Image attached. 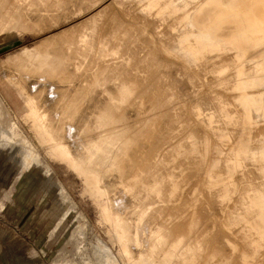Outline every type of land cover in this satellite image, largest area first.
I'll list each match as a JSON object with an SVG mask.
<instances>
[{
  "label": "rangeland",
  "instance_id": "rangeland-1",
  "mask_svg": "<svg viewBox=\"0 0 264 264\" xmlns=\"http://www.w3.org/2000/svg\"><path fill=\"white\" fill-rule=\"evenodd\" d=\"M146 1H145L146 5L144 4L146 8L148 5H152L154 4L153 2H156V0H146ZM125 2H128L126 3L127 5L125 4ZM263 2L264 0H260L259 2H257V4ZM129 4L130 1H124V2L121 1L114 4L112 3V0H8V1L0 0V12H1L0 22L3 23V25L0 26V34H1L0 40L11 37L21 40V43L15 48L7 52L0 53V98L3 100V107L0 110V236L4 235L6 232L8 233L11 232L17 235L16 240H17L18 250L20 252L22 251L23 253L22 256L25 262L30 264H143L141 257H139L138 252H137L138 257L136 256V250L132 246L131 239L124 237L123 235L124 233L120 227L121 225L113 221L111 218L112 209H113V203H112L113 195L108 193L109 189L107 187L106 181H104L106 179L103 176V174L98 173L97 176H92V174L90 173H85L78 166L76 158L70 151L69 147L66 144H64L62 140L60 141V147L54 145L53 136L49 135V133L47 132L46 120L49 111L51 114L50 119L52 118L54 120V124L56 123L58 125L59 122H63V126L66 128L60 131L63 135L66 136L71 133L72 134L80 133L79 127L83 125L82 124L83 117L88 118L90 115L89 113L91 109L90 93L93 91L92 93L94 98L96 99L98 98L97 101L99 100L98 102L95 101L96 99L94 100L95 103H97L95 108L97 111H98L97 107L101 105L100 101L102 99L105 102L109 100H112L114 102L119 98L118 99L119 104H121L124 107L122 108V111L123 113H125V114L121 113L120 115L122 117L124 116L125 117L121 119L123 121V124L118 123V125H121V128L122 126H125L127 128L130 127L129 129L130 131L132 129V134L135 132V134H133L132 137L135 138L136 134L137 137H139L138 138L139 142L136 144V148L139 151V156L143 158V159L139 158L140 159L139 165L141 166L143 165V167L145 166V170L147 171L153 169V174L154 173L159 174L164 172V175L167 173L166 175H169L170 177L174 175L177 177L175 179L178 182L175 183L174 181V185H173L174 199L172 198L170 205L168 203L165 206V210L167 213L168 211L173 209L172 211L169 212V223L172 226L173 225L175 226L177 222L176 225L179 224L178 226H180L181 224L182 227L184 224L183 228L185 229L186 227V231H188L187 234L190 236L189 238L187 237V240L195 237H203V236L207 237L208 239L207 246L203 250L204 252L202 251L203 257L204 258L207 257V258L204 259L202 257L203 258L201 259L203 262L202 264L204 263L225 264L228 262H230L231 264L233 263L232 261H234L235 264L236 262L237 263L243 262L241 264H254V263L264 264V254H261L264 253L263 252L264 213L263 211H260L259 213L254 215L255 213L253 211L261 208L262 206L259 202L256 201L257 198H260L258 193L257 192L254 193L252 191V189L254 188L253 179H255L253 175V171L251 172L250 170H248L249 166H246L248 165V161L244 160V157L249 155L252 158V160H254L255 163L258 165V168L261 169L262 167H264L263 147L256 146L254 151L250 150L249 148H246V146L252 145L253 143L252 140L257 136L256 134L257 132L259 133V130L263 129L261 131L264 132V128H263L264 123H262L263 127L260 124L257 128H252V129L247 128L246 130L245 129L246 126L245 124H243L245 121L244 119L243 121L241 120L243 118L241 117V113H242L241 108L243 111L250 114V111L252 110L254 111L260 110L264 102L263 83L261 81V78L264 75V43L250 42L244 40L243 37L238 35V33L235 34L234 32H232L231 29L232 26H227L223 31V34L225 36L232 37V40L218 41L217 39L218 36L216 35L217 34L216 29L218 23H214L209 26V30L212 36L215 37L214 42L227 48L225 49L224 55H222V58L221 57H217L214 59L212 58L206 65H203L204 67H202L198 63L192 62L193 64H191L188 58L186 57L187 59L186 61L184 58L185 56L183 57L182 54L183 51L184 52L188 51L190 47L189 43L191 42V40L188 37V32L179 34V40L178 42L175 43L174 41L176 36L175 33L178 32L179 25L173 23L174 22L173 20L171 22V18L169 17V15L158 14L157 12L153 13L154 15L153 14L151 15L149 8H147V10L145 9L146 11L142 10L143 5L142 4L140 5V2H139L140 11L139 8H137L136 4H135L136 7L135 5L129 7ZM5 5L7 6L6 9H4ZM126 7L127 9L125 10ZM19 10H20V14H19ZM99 10H102L103 12L99 17L94 19L93 15ZM146 12L148 13L146 14ZM209 13L210 10H206L205 13L206 15L202 17V21L205 22L208 21L207 16L209 15ZM122 15L123 17L121 18ZM131 15H133L134 17ZM165 16L168 18V20H170L169 22H167L168 20H166L167 18ZM106 19L107 21H105ZM131 21H133L132 23L133 25L130 24ZM128 22H130L129 23L130 26L128 25ZM234 28L236 27L234 26ZM107 29L109 30L108 35H107ZM150 32L151 34H149ZM126 33L128 34L127 35L128 37L125 35ZM152 33L154 36L152 35ZM132 34H134V36ZM53 35L54 36L58 35L57 40L56 37H54ZM48 37L49 38L51 37L50 40H52V43L49 39L48 41L45 40ZM117 38H120L121 40ZM125 39L126 42L123 43ZM106 40H107V44H106ZM118 40L120 43L119 46L118 43L116 44ZM44 41L47 42V44L49 43V45L47 48L45 47L46 49L44 51H42L38 60L42 61V57L44 58L48 56L50 61L48 65L45 66L40 63H32L33 60L10 62L4 64V61H6L10 56L21 54L25 51L30 52L33 49H35V47L38 48V45L39 47H41ZM101 45L104 48L103 52H101V48H100ZM174 46H176L175 49ZM122 47L124 50L122 49ZM161 47L162 50H160ZM172 48L173 50L175 51L178 50L179 52L173 51ZM177 52L178 54L176 55ZM164 54L165 57L162 56ZM239 56H241L244 60L248 62H255L257 64L255 68L258 71L257 73H253L251 75L247 74L246 77L244 76V78L246 79L245 85L244 82L240 84L238 90V92H240L241 94L238 93L239 94V95L237 94L238 97H234L235 93L232 94L231 92L225 91L224 88H222V86L226 81V77L229 76V79H231L230 75L232 76V74L235 73L234 71L236 69L235 66L236 63L235 65H233L234 63L230 62L231 60H228L229 57H231L233 59L232 61L234 62L236 59H238ZM181 57H183V59ZM224 57L227 60H225ZM163 59L165 60V62L168 61L167 63L170 68H168V65L164 63ZM144 60L145 62H142ZM194 60L199 61V58L195 57ZM215 61H218V65ZM214 62L216 63V66H214L215 64ZM159 63L163 65H160ZM170 64L172 66H170ZM103 65L107 67L105 68ZM133 65L136 66L135 69L133 68L134 67ZM164 65L165 67L166 66L167 67L165 68ZM111 66L112 68H110ZM208 66H210L209 69ZM211 67L213 68L210 69ZM215 67L216 70L214 71ZM229 67L231 68V70L229 69ZM106 69H107V75H105L106 76L105 79L104 75L103 76L101 75L102 73H104L103 71H106ZM130 70L132 71L130 75L129 73L126 74V72L127 71L130 72ZM192 70L193 73H191ZM159 72L161 74L165 72L166 74L161 75ZM230 72H232V74ZM139 73L141 74L139 75ZM210 73L213 74L211 75ZM121 74L124 75V77L126 76L125 77L126 80ZM160 75L162 76L161 78L158 77ZM186 75H188L187 77L190 81L188 82L189 84L186 83V79H187ZM101 77L103 78L101 79ZM208 77L210 78L209 81L212 80L211 81L212 83L213 81L217 82V87L215 82L214 84H212L211 82L208 81ZM213 77L215 78V80H213ZM233 78H235L234 75L232 79ZM120 79L122 80V82L125 80L126 83L124 81L123 84H121L122 82ZM146 79L147 81L145 83ZM217 79H220L222 81L220 80L217 81ZM136 80L138 81L136 82ZM176 81L177 84H175ZM220 82L222 83L220 84ZM117 83L118 85H116ZM132 83H134L133 84L134 86L132 85ZM149 83L151 84V88ZM161 83L164 86L166 85L165 87L167 88H164V86L162 87ZM178 84H180V86ZM108 86L109 89L107 88ZM176 86H178L179 91L178 89H176L177 88ZM113 87H115L118 90L117 95H119V97H115L117 90ZM203 87L206 89H203ZM147 88L150 91L147 90ZM184 88H185V92L183 91ZM120 89L122 92H120ZM132 89H136V90L132 91ZM207 89H209L210 91ZM258 89H260V92ZM76 90H78V92H76ZM97 90L100 91L98 92ZM200 90L201 92L203 91V93L205 92V90L209 92H205V94L202 93L201 96ZM251 90L253 92H249ZM198 91L200 95L199 98L197 95ZM219 91L220 92L222 91L221 93L224 92V94L218 93ZM162 92L165 96L162 94ZM137 93L139 94L138 99H136L138 96ZM140 93L142 97H140ZM190 93L191 94L194 93L193 98L194 96L197 95L196 99L191 98ZM94 94L98 95V97ZM170 94L176 96H172ZM231 94L233 96H231ZM30 95L37 97L42 102L43 107L42 106L40 107L37 103L29 104L31 99ZM168 95L170 96L167 98ZM203 95L204 96L206 95V97L204 98ZM208 95L210 97H208ZM187 96L193 99V101L192 100L190 101L189 99L187 102L188 99ZM104 97L106 98V100H104ZM143 97L146 98L144 99V102L142 101ZM228 97L231 98V101H233L234 104H232L233 102H229ZM155 98L157 100H155ZM174 98L177 100V102ZM232 98L234 99L232 100ZM61 99L64 100V103H67L65 106H63V109L62 106L59 108V103ZM164 99L166 100L164 101ZM222 99L223 101L225 100L224 103ZM127 100L129 103H127ZM206 100L209 104L206 102ZM139 101H140V105H138ZM179 101L182 103V105H180L181 103L179 104ZM183 101H186L185 102L186 105L184 104ZM130 102H132V104L134 103V105L132 106ZM149 102L153 104L151 105ZM236 102H238L239 104ZM146 104L148 105V107ZM173 104L175 105V107ZM187 104L189 105V108ZM215 104L218 105L216 106ZM170 105L173 106L170 107ZM213 105H215L216 108ZM138 106H140L142 110L138 109ZM150 107L152 108V110ZM166 107H170L171 110L169 109V111H167L168 108ZM46 108L48 109V111ZM125 108L126 110H128V108L131 109L132 111H134V113L131 110L126 111ZM59 109L61 114H59L58 111ZM84 109L86 110V113L85 111H83ZM177 109L179 112L177 111ZM190 109L193 110L194 112L193 111L191 112ZM96 110L95 112H97ZM161 110L162 113H160ZM187 110L190 113H188ZM231 111L232 113H230ZM70 112H72L75 115V119L73 122H70L67 119V116L71 114ZM127 112L130 114H128ZM149 112L150 115H152L151 117L149 115ZM3 113L5 116L3 115ZM126 113L128 115H126ZM132 114L136 115L134 116L136 118H134ZM52 115H55V118ZM129 115H131L134 118V120L132 121L133 123L130 121L133 118H131V116ZM157 115H159L158 119H157ZM172 115H174V117ZM186 115H188L189 117L188 119H186L187 118ZM143 117L146 119L143 120L142 119ZM147 117L149 119H147ZM203 117H205V119L207 120H205ZM155 118L157 119V121ZM175 119L176 120L178 119V121H176ZM38 120L39 123H37ZM193 120H195V122H193ZM117 121H119V119ZM137 121L140 123H138ZM164 121H166L167 123L165 122L164 124ZM172 121H174L173 124L171 123ZM237 121L240 122L238 123ZM113 122L116 121L113 120ZM142 123H145L146 125L143 127ZM175 123H177L176 125L179 126H176ZM147 125L150 129H148ZM155 125L158 126L155 127ZM133 126L136 127L134 132H133L134 129ZM171 127H173L174 129ZM201 127L202 128L204 127L205 130L203 131ZM151 129L153 130V132ZM201 129L203 131L201 133L202 135L203 133L206 135L208 132L209 134H207L206 136L204 135V137L201 134H199L201 137L198 134L197 135L195 134V136L199 137V139L193 136L195 133L194 131L196 132L199 131L200 133ZM169 130H171L172 132ZM185 131L186 133H190V134L184 133ZM229 131H232L230 132L232 133L231 135L230 133H228ZM237 131L240 133L237 134ZM182 132L186 135L184 136ZM249 132L250 134L247 135V133ZM180 133L182 135H180ZM217 133L219 137L217 136ZM235 133L238 136L235 135ZM143 134H147L146 137L142 136ZM167 134L170 135L167 136ZM243 134L247 137H244ZM155 136L156 139H154ZM179 136L180 137L182 136V139L179 138ZM211 136L214 139V141H212L213 144L211 143V139H212ZM147 137L149 138L146 139ZM248 137H250V140L248 139ZM24 139L28 140V142L33 146V148L38 152L39 160L41 164H37L33 162V155L29 154L28 147L25 145ZM144 139L146 141H144ZM149 139H151V142ZM64 140H70V138L69 139L64 138ZM163 140L166 143V144L164 143V145H163ZM188 140H190L191 142ZM198 140H199L198 143L200 144H197L196 141ZM170 142H172L173 145ZM145 143H146L145 146L142 147L140 146V150H141L140 151L139 145H144ZM231 144H233V146H231ZM152 145H154V147ZM158 145L159 146L162 145L161 149H158L160 148ZM170 145H172V147ZM188 145L191 147V150H189L190 147H188ZM199 145L200 148H198ZM212 146H214V149ZM152 148L153 149L156 148L155 150L157 152ZM175 149L178 150L176 151ZM226 149L227 150L230 149V150L227 151ZM210 150L211 152L209 154ZM169 151L171 152L173 151V152L171 153ZM150 152L151 153L153 152L152 154L154 156ZM140 153H142L141 154L142 156L140 155ZM189 154H192L191 155L192 157ZM168 155L171 157H169ZM208 156L210 159L208 158ZM146 158L149 159L148 164L151 159V164L147 165L146 163L147 161L144 162V159L147 160ZM192 158L193 160H195V158L197 159L195 160V163L192 160ZM166 159L169 160V162ZM181 159L183 161H181ZM176 162H178L177 165H180L179 167H177ZM179 162L182 164H179ZM184 163L185 165H188L187 167L189 168H187L184 165ZM188 163H191V165ZM192 163L195 164V166L192 165ZM197 165H199V167ZM183 166L187 168L186 171ZM193 166L197 170L194 169ZM153 167L159 169L156 168L154 169ZM204 169L208 172V174H206L207 172ZM214 169H216L217 171ZM210 170H214L216 172ZM222 170H224V172ZM240 173H242V175L244 174L243 177L242 175H240ZM215 174L216 176H214ZM249 174L251 176H249ZM150 176L151 177L149 178L148 175L147 178L152 179L153 175L150 174ZM179 176L180 178H178ZM188 178H190L191 180L190 179L188 180ZM237 179L241 180V182L240 181L238 182ZM197 180L200 184L201 183L202 184L200 185L197 182ZM206 180L207 182H204ZM194 183L195 185H191ZM236 183H238L239 185ZM59 184L61 186H59ZM178 184H180V186ZM183 184L184 186L185 184L186 186L187 185L189 186L188 187L189 193H188V189H186L185 188L186 186L184 187ZM235 185H237V187ZM62 188L65 189L64 190L65 194H62L63 191L60 192ZM241 188H245L244 191L246 192L244 193V191L241 190ZM246 188L249 190H247ZM202 189L204 190V192L207 190L205 194L206 193L209 194V195L207 194L208 196H206V198H204L205 195H203V193L201 194V192L203 191ZM211 194L214 195V197ZM110 196L112 198H110ZM238 196H241V200L243 199L242 201L245 203H242V201L239 200L240 198ZM63 197L64 198L66 197V199L64 200L65 202L63 201L64 199ZM209 198L212 200H209ZM68 200L69 201L71 200L73 202L72 205H74V207L71 205V201L69 202ZM207 200L209 202L211 201L209 205H208L209 202ZM215 200L218 201V202L216 201L217 205L215 204ZM236 202H237V206H236ZM213 204L215 205V207ZM127 205L128 203L125 200L124 196L121 193H118L115 196V206L117 209H119L118 211H121V208ZM168 205L170 206V208ZM212 206L214 210H212ZM216 206H218V208ZM10 207H14V210L9 209L8 211L7 208ZM204 207L207 208L205 209ZM210 207H211V212H210ZM216 208L218 209V211ZM236 208L237 210L235 211L234 209ZM198 209L199 210L201 209L202 212L199 211ZM11 211H15L17 215L16 217H19L17 224H13L12 222L9 221V219H11L10 218L11 216L9 215ZM186 211L189 214L186 213ZM261 212L262 214H260ZM173 213L175 214L173 215ZM210 213L213 214H211L212 217L210 216V219H208L207 216H209ZM217 213L219 214L220 217H217L218 215L215 216V214ZM230 213L232 215L234 214L235 216L234 215L231 216ZM247 215L249 216L247 217ZM252 215L256 217H254L253 219V217H251ZM228 216L229 217L231 216L232 218L235 219H232L231 217L229 219ZM190 217L193 219L196 217V219L194 220L195 224L199 219L197 222L198 225L197 224L194 225L193 224L194 221H192L193 219L189 220ZM215 218H217V220L220 218L218 220L219 224L217 223L218 221ZM221 218H222V222H220ZM223 218L225 219V222L227 221L226 223H224V226H223V222H224ZM202 223L204 225L200 227ZM214 223H217L218 225ZM211 224L213 225L211 226L212 228L210 227ZM218 227H219L218 230H220L219 233L217 230ZM222 229L223 232H221ZM224 229L226 230V233L227 232L231 233V234L228 233L229 235H231V238L234 237L232 240L238 239L237 241L235 240V242L241 243L242 247L240 244L239 245L236 244L231 239L229 240L228 238L230 237L227 236L228 234L225 235L226 233H224L225 231ZM238 229L239 231H241V233H239ZM34 230H36L38 234L36 238L32 236L34 235L33 234ZM198 230L199 232L197 233ZM218 234L219 236H217ZM222 234L227 237L225 238V236H222ZM248 234H251V236ZM220 235L222 236V238ZM211 236L213 239L211 238ZM241 237L243 238V240ZM214 239L216 242L215 245L213 241ZM245 239H248L250 242H247L248 240ZM216 240L218 241V243ZM222 241L226 244V246L229 249H227L226 246H224V243ZM249 246H251L252 249ZM130 247L131 249L132 248L133 249L131 250ZM105 248L109 251L108 255L106 254ZM215 248L217 249L215 250ZM242 249L245 250L246 253L243 252ZM239 250H241V255L240 252L238 253ZM133 251L135 252L133 253ZM209 252L213 254L210 255ZM207 253L209 254V256L207 255ZM227 253L229 254L228 257H227ZM238 254L239 257L237 256ZM208 257H210L211 259L210 258L208 259Z\"/></svg>",
  "mask_w": 264,
  "mask_h": 264
},
{
  "label": "bare ground",
  "instance_id": "bare-ground-1",
  "mask_svg": "<svg viewBox=\"0 0 264 264\" xmlns=\"http://www.w3.org/2000/svg\"><path fill=\"white\" fill-rule=\"evenodd\" d=\"M8 1V0H7ZM121 1H130V4H129V7L130 6H132V5H137V8H139V2H140V5L142 4L143 6H142V10H147V8H149V11H150V13H151V15L153 14V13H155V12H157L158 14H164V15H169V17L171 18V22H172V20L174 21L173 23H176V25L178 24L179 25V30H178V32L177 33H175L176 34V36H175V39H174V41H175V43L176 42H178V40H179V34H182V33H186V32H188V37L190 38V40H191V42L189 43L190 44V47H189V49H188V51H186V52H182V54H183V57L185 58V60L187 61V59H186V57L188 58V60L190 61V63L191 64H193V63H198L199 65H201L202 67H204L203 65H206L212 58L214 59V58H217V57H221L222 58V55H224V53H225V49H227L226 47H224V46H222V45H219V44H217L216 42H214V39H215V37L214 36H212V34H211V32H210V30H209V26L210 25H212V24H214V23H218L217 24V39H218V41H220V40H225V41H231L232 40V37H228V36H225L224 34H223V31H224V29L227 27V26H232V32H234L235 34L236 33H238V35L239 36H241V37H243V39L244 40H246V41H250V42H258V43H264V2L263 3H260V4H257V2H259L260 0H156V2H153L154 4H152V5H148L147 6V8L144 6V4H145V1L146 0H112V3H114V4H116L117 2H121ZM12 2V1H11ZM147 2V1H146ZM126 3H128V2H125V4ZM7 5V4H6ZM4 6V9H6V7L7 6ZM99 5V4H98ZM110 5V4H109ZM127 5V4H126ZM136 5H135V7H136ZM146 5V4H145ZM16 7V6H15ZM112 7V6H111ZM21 8V7H20ZM109 8V7H108ZM127 9V7L125 8V10ZM7 10H8V8H7ZM116 10V9H115ZM141 10V11H142ZM145 10V11H146ZM206 10H210V13H209V15L207 16L208 17V21H202V17H204L206 14ZM109 11V10H108ZM117 11V10H116ZM119 11V10H118ZM139 11H140V8H139ZM103 11L102 10H99L98 12H96L94 15H93V18L94 19H96L97 17H99L100 15H101V13H102ZM110 12V11H109ZM112 12V11H111ZM120 12V11H119ZM125 12H127V11H125ZM138 12V11H137ZM1 13V12H0ZM5 13V12H4ZM32 13H33V11H32ZM123 13V12H122ZM148 12H146V14H147ZM19 14H20V10H19ZM128 14V13H127ZM145 14V15H146ZM3 15V14H2ZM91 15V16H92ZM121 15V14H120ZM119 15V16H120ZM138 15V14H137ZM145 15H143V16H145ZM154 15V14H153ZM112 16V15H111ZM131 16H133V15H131ZM20 17H21V15H20ZM123 17V15L121 16V18ZM134 17V16H133ZM147 17V16H146ZM155 17H157V16H155ZM166 17V16H165ZM19 18V17H18ZM35 18V17H34ZM91 18V17H90ZM107 18H108V16H107ZM167 18V17H166ZM87 19V18H86ZM135 19H136V17H135ZM135 19H134V21H135ZM156 19H158V18H156ZM20 20V19H19ZM92 20V19H91ZM131 20V19H130ZM150 20V19H149ZM166 20H168V18L166 19ZM105 21H107V19L105 20ZM105 21H104V23H105ZM136 21H138V20H136ZM170 20H168L167 22H169ZM17 22H18V20H17ZM123 22V21H122ZM140 22V21H139ZM142 22V21H141ZM170 22V23H171ZM108 23V22H107ZM129 23L130 22H128V25H129ZM133 23V21H131V23L130 24H132ZM120 24H121V22H120ZM136 24V23H135ZM134 24V25H135ZM138 24V23H137ZM1 25H3V23L2 22H0V26ZM133 25V24H132ZM147 25V24H146ZM170 25V24H169ZM15 26H16V24H15ZM14 26V27H15ZM19 26V25H18ZM85 26V25H84ZM130 26V25H129ZM145 26V25H144ZM234 26L236 27V28H234ZM13 27V26H12ZM81 27V26H80ZM79 27V28H80ZM108 27V26H107ZM137 27V26H136ZM128 28V27H127ZM153 28V27H152ZM234 28V29H233ZM247 28H249V29H247ZM15 29V28H14ZM67 29V28H66ZM125 29H126V27H125ZM148 29H149V27H148ZM151 30V29H150ZM108 29H107V35H108ZM140 31V30H139ZM80 32H81V30H80ZM72 33V32H71ZM77 33H78V31H77ZM105 33H106V30H105ZM149 34H151V32L149 33ZM1 35V34H0ZM69 35H70V33H69ZM106 35V34H105ZM126 36L128 35L127 33L125 34ZM124 35V36H125ZM133 36H134V34H132ZM152 35H153V33H152ZM157 35V34H156ZM167 35V34H166ZM54 36V35H53ZM57 36L58 35H55L54 37H56V40H57ZM77 36V35H76ZM125 36V37H126ZM139 36V35H138ZM154 36V35H153ZM182 36V35H181ZM59 37H60V35H59ZM72 37V36H71ZM102 37V36H101ZM128 37V36H127ZM126 37V38H127ZM173 37H174V35H173ZM51 38V37H50ZM50 38L48 37V38H44L45 40H47L48 41V39L50 40ZM73 38V37H72ZM103 38V37H102ZM238 38V37H237ZM59 39V38H58ZM64 39V38H63ZM117 39H120V38H117ZM129 39H130V36H129ZM60 40V39H59ZM121 40V39H120ZM51 41V43H52V40H50ZM54 41H55V38H54ZM71 41V40H70ZM124 41V40H123ZM152 41V40H151ZM154 41V40H153ZM68 42H69V39H68ZM126 42V39H125V41L123 42V43H125ZM167 42V41H166ZM42 43V42H41ZM71 43V42H70ZM118 43V46L120 45V43H119V40L116 42V44ZM46 44H47V42H45L44 41V43L41 45V47H39V45H38V48L37 47H35V49H33L32 51H25V52H23V53H21V54H16V55H13V56H10L6 61H4V64L5 63H10V62H21V61H25V60H33L32 61V63H40V64H42V65H48V63L50 62L49 61V58H48V56H46V57H42V61H39L38 60V58L40 57V55H41V53H42V51H44L47 47H48V45H49V43L47 44V46H46ZM106 44H107V40H106ZM122 44V43H121ZM127 44V43H126ZM157 44V43H156ZM155 44V45H156ZM165 44V43H164ZM178 44V43H177ZM124 45V44H123ZM239 45V44H238ZM166 46V45H165ZM46 47V48H45ZM132 47V46H131ZM152 47V46H151ZM178 47V46H177ZM100 48H101V52H103L104 51V48L102 47V45L100 46ZM116 48V47H115ZM118 48V47H117ZM171 48V47H170ZM169 48V49H170ZM176 48V46H174V49ZM78 49V48H77ZM122 49H123V47H122ZM127 49V48H126ZM134 49V48H133ZM180 49H181V47H180ZM124 50V49H123ZM122 50V51H123ZM160 50H162V47L160 48ZM172 50H173V48H172ZM76 51V50H75ZM173 51H175V50H173ZM172 51V52H173ZM176 51H178V50H176ZM175 51V52H176ZM84 52V51H83ZM132 52V51H131ZM162 52V51H161ZM164 52V51H163ZM179 52V51H178ZM178 52L176 53V55L178 54ZM124 53H125V51H124ZM130 53V52H129ZM137 53H138V51H137ZM68 54V53H67ZM72 54H73V52H72ZM154 54V53H153ZM159 54H161V53H159ZM166 54V53H165ZM165 54L164 55H162L163 57H165ZM227 54V53H226ZM225 54V55H226ZM145 55V54H144ZM143 55V56H144ZM173 55H174V53H173ZM229 55V54H228ZM227 55V56H228ZM233 55V54H232ZM92 56V55H91ZM161 56V55H160ZM166 56H168V55H166ZM169 56H172V55H169ZM179 56V55H178ZM180 56H182V55H180ZM226 56V57H227ZM235 56V55H234ZM64 57H66V56H64ZM174 57V56H173ZM176 57V56H175ZM183 57H181L182 59H183ZM195 57H198L199 58V61H195L194 60V58ZM34 58V59H33ZM76 58V57H75ZM93 58V57H92ZM130 58V57H129ZM181 58H180V60H181ZM225 58V57H224ZM236 58V57H235ZM128 59V58H127ZM126 59V60H127ZM160 59V58H159ZM165 59V58H164ZM163 59V60H164ZM169 59V58H168ZM138 60V59H137ZM155 60H156V58H155ZM223 60V59H222ZM221 60V61H222ZM225 60H227L226 58H225ZM228 60H231L230 62H232V63H234L233 65H235V63H236V69H235V73L234 74H232V72H230L231 74H232V76L230 75V78L231 79H229V76H227L228 77V80H227V77H226V83L224 82V84H223V86H222V88H224V90L225 91H228V92H231L232 94L233 93H235L234 94V97H238L237 96V94L238 93H240V92H238V90H239V86H240V84H242L243 82H244V85H245V81H246V79L244 78V76L246 77V75L248 74H253V73H257V71L258 70H256V68H255V66L257 65L255 62H248V61H246V60H244L241 56H239L238 57V59H236L234 62L232 61L233 59L231 58V57H229V59ZM84 61V60H83ZM184 61V60H183ZM185 61V62H186ZM189 61H188V63H189ZM137 62V61H136ZM142 62H145V60L144 61H142ZM168 61H166L165 62V60H164V63L166 64V65H168V63H167ZM171 62V61H170ZM182 62V61H181ZM193 62V63H192ZM216 63H217V65H218V61H215ZM214 62V63H215ZM220 62V61H219ZM226 62V61H225ZM228 62V61H227ZM91 63V62H90ZM162 63V62H161ZM161 63H159L160 65H163V64H161ZM175 63V62H174ZM173 63V64H174ZM180 63V62H179ZM213 63V64H214ZM216 63L214 64V66H216ZM229 63V62H228ZM108 64V63H107ZM139 64H141V63H139ZM138 64V65H139ZM146 64H147V62H146ZM151 64V63H150ZM150 64H149V66H150ZM181 64V63H180ZM179 64V65H180ZM88 65V64H87ZM143 65V64H142ZM178 65V66H179ZM184 65H185V63H184ZM187 65V64H186ZM224 65H227V64H224ZM223 65V66H224ZM229 65V64H228ZM104 66V65H103ZM134 66V65H133ZM159 66V65H158ZM170 66H172L171 64H170ZM181 66V65H180ZM211 66H212V64H211ZM220 66V65H219ZM105 68L107 67V66H104ZM114 67V66H113ZM164 67H165V65H164ZM167 67V66H166ZM165 67V68H166ZM209 67L210 66H208V69H209ZM222 67V66H221ZM232 67V66H231ZM110 68H112V66L110 67ZM115 68H116V66H115ZM134 69L136 68V66H134L133 67ZM154 68H155V66H154ZM153 68V69H154ZM168 68H170L169 67V65H168ZM182 68V67H181ZM189 68V67H188ZM213 67H211L210 69H212ZM220 68V67H219ZM218 68V69H219ZM235 68V67H234ZM94 69V68H93ZM137 69H138V67H137ZM136 69V70H137ZM161 69V68H160ZM183 69H184V67H183ZM229 69L231 70V68L229 67ZM111 70V69H110ZM113 70V69H112ZM135 70V71H136ZM170 70V69H169ZM185 70H186V68H185ZM184 70V71H185ZM216 70V67H215V69H214V71ZM119 71V70H118ZM134 71V70H133ZM162 71V70H161ZM205 71H206V69H205ZM213 71V70H212ZM104 73H102V75L101 76H103L104 75V77H105V79H106V76L105 75H107V69H106V71H103ZM132 71L130 70V72L129 71H127L126 72V74L127 73H129V75H130V73H131ZM163 72V71H162ZM181 72V71H180ZM190 72V71H189ZM113 73V72H112ZM124 73V72H123ZM135 73V72H134ZM160 73V72H159ZM183 73V72H182ZM187 73V72H186ZM191 73H193V70H192V72ZM208 73V72H207ZM216 73V72H215ZM114 74V73H113ZM118 74V73H117ZM120 74V73H119ZM125 74V75H126ZM141 73H139V75H140ZM155 74H156V71H155ZM161 74V73H160ZM162 74H166L165 72L164 73H162ZM161 74V75H162ZM200 74V73H199ZM202 74V73H201ZM211 74V73H210ZM213 74V73H212ZM211 74V75H212ZM100 75H98V76H100ZM108 75H109V73H108ZM111 75V74H110ZM122 75V74H121ZM137 75V74H136ZM145 75H146V73H145ZM158 76V77H162V76ZM173 75V74H172ZM233 75H234V77L235 78H233L232 79V77H233ZM123 77H124V75H122ZM188 75H186V77H187ZM193 76V75H192ZM203 76V75H202ZM122 77V78H123ZM126 77V76H125ZM125 77H124V79H125ZM134 77V76H133ZM154 77V76H153ZM164 77V76H163ZM201 77V76H200ZM103 77H101V79H102ZM121 78V79H122ZM129 78V77H128ZM127 78V79H128ZM136 78H137V76H136ZM140 78V77H139ZM157 78V77H156ZM190 78V77H189ZM203 78V77H202ZM100 79V80H101ZM109 79V78H108ZM120 79V80H121ZM123 79V80H124ZM186 79V78H185ZM184 79V80H185ZM187 79H188V77H187ZM186 79V83L187 84H189L188 82H190L189 81V79L187 80ZM209 77H208V81H209ZM98 80V79H97ZM126 80V79H125ZM124 80V81H125ZM151 80V79H150ZM157 80V79H156ZM163 80H164V78H163ZM204 80V79H203ZM202 80V81H203ZM213 80H215V78L213 77ZM218 80H220V79H217V81ZM123 81V82H124ZM135 81V80H134ZM133 81V82H134ZM138 80H136V82H137ZM146 81H147V79L145 80V83H146ZM206 81V80H205ZM212 81V80H211ZM211 81H209V82H211ZM220 81H222V80H220ZM223 81H224V79H223ZM261 81H262V83H263V90H264V75H263V77L261 78ZM121 82H122V80H121ZM123 82L121 83V84H123ZM174 82V81H173ZM172 82V83H173ZM181 82V81H180ZM214 82L216 83V87H217V82L216 81H213V83L212 84H214ZM125 83H126V81H125ZM152 83V82H151ZM183 83H184V81H183ZM222 82H220V84H221ZM130 84V83H129ZM134 83H132V85H133ZM150 84V83H149ZM162 84V83H161ZM175 84H177V81H176V83ZM203 84H204V82H203ZM219 84V85H220ZM116 85H118V83L116 84ZM132 85H130V86H132ZM157 85V84H156ZM179 86H180V84H178ZM219 85H218V87H219ZM75 86H77V85H75ZM120 86V85H119ZM134 86V85H133ZM136 86V85H135ZM164 85L162 84V87H163ZM166 86V85H165ZM164 86V88H167V87H165ZM187 86V85H186ZM191 86V85H190ZM189 86V87H190ZM209 86H211V85H209ZM87 87V86H86ZM177 88L176 89H178V91H179V88H178V86H176ZM192 87V86H191ZM194 87V86H193ZM196 87V86H195ZM205 87V86H204ZM203 87V89H206V88H204ZM85 88V87H84ZM88 88V87H87ZM108 89H109V86L107 87ZM112 88V87H111ZM113 88H115V87H113ZM120 88V87H119ZM133 88H135V87H133ZM145 88H146V86H145ZM145 88H142V89H145ZM150 88H151V84H150ZM153 88V87H152ZM155 88V87H154ZM164 88H163V90H164ZM188 88V87H187ZM199 88V87H198ZM116 89V88H115ZM114 89V90H115ZM182 89V88H181ZM202 89V90H203ZM86 90V89H85ZM88 90V89H87ZM94 90V89H93ZM107 90V89H106ZM117 90V89H116ZM133 90H136V89H132V91ZM147 90H149L148 88H147ZM157 90V89H156ZM191 90H192V88H191ZM207 90H209V89H207ZM255 90V89H254ZM259 90V92H260V89H258ZM258 90H256V91H258ZM263 90H261V91H263ZM98 91V90H97ZM96 91V92H97ZM100 91V90H99ZM98 91V92H99ZM110 91V90H109ZM113 91V90H112ZM150 91V90H149ZM159 91V90H158ZM169 91V90H168ZM183 91L185 92V88L183 89ZM187 91V90H186ZM204 91V90H203ZM203 91L201 92V90H200V92H201V96H202V93H203ZM210 91V90H209ZM209 91H206L205 90V92H209ZM75 92V91H74ZM76 92H78V90H76ZM83 92H84V89H83ZM93 92V91H92ZM90 93L91 94V100H90V103H91V109H90V111H89V113H90V115H89V117L88 118H85V117H83V122H82V126L81 127H79V130H80V133H77V134H69V135H63L60 131H62L65 127L63 126V122H59V124L57 125L56 123L54 124V120L51 118L50 119V116H51V114H50V112L48 111V109H47V111H48V117H47V120H46V128H47V132L49 133V135H52L53 136V138H54V142H53V144L54 145H56V146H58V147H60V141L62 140V142L64 143V144H66L68 147H69V149H70V151L72 152V154L75 156V158H76V161H77V164H78V166L85 172V173H90V174H92V176H97V174L98 173H102L103 174V176L105 177V179L106 180H104V181H106V184H107V187H108V189H109V191H108V193H110V194H112L113 195V209H112V214H111V218H112V220L113 221H115V222H117V223H119L121 226V230L123 231V235H124V237L125 238H130L131 239V243H132V246L134 247V249L136 250V256L138 255L137 254V252L139 253V257H141V260H142V263L143 264H200V261H201V264L203 263L202 262V260L201 259H203L204 257H203V254H202V251L205 249V247L207 246V237H205V236H203V237H195V238H191V239H189V240H187V237L189 238L190 236L187 234L188 233V231H186V227H185V229L183 228L184 227V224H183V227L181 226V224H180V226H178V225H176L177 224V222H176V224H175V226L173 225H171L170 223H169V212L170 211H172V210H170V211H168V209H167V213H166V210H165V206L169 203V205H170V202H171V200H172V198H173V196H174V191H173V185H174V181H175V183L176 182H178V181H176V179L175 178H177L175 175L174 176H172V177H170L169 175H164V172H162V173H159V174H157V173H154L153 174V169H150V170H145V166L143 167V165L141 166V165H139V158H141L140 156H139V151L137 150V148H136V144L139 142V137H137V134H136V137L135 138H133L132 136H133V134H135V132H134V130H135V128L136 127H134L133 126V134H132V129H131V131H130V127L129 128H127V127H125V126H122V128H121V125H118V123H122L123 124V121L121 120L122 118H124V117H122L120 114L121 113H123V111H122V108H124L121 104H119V98L116 100V101H112V100H109V101H107V102H105V101H103V99L100 101V104L101 105H99L98 107H97V109H98V111L95 109L96 108V104L97 103H95V101H97V99L96 98H94V96H93V93ZM97 92V93H98ZM117 92H118V90L116 91V95H115V97H119V95H117ZM120 92H122L121 91V89H120ZM141 92V91H140ZM144 92H147V91H144ZM152 92H153V89H152ZM155 92V91H154ZM171 92V91H170ZM180 92H181V90H180ZM188 92V91H187ZM191 92V91H190ZM193 92H194V90H193ZM205 92L203 93V94H205ZM222 92V91H221ZM220 91L218 92V93H221ZM249 92H253L252 90L251 91H249ZM101 93V92H100ZM151 93V92H150ZM166 93V92H165ZM177 93V92H176ZM114 94V93H113ZM138 94V93H137ZM143 94V93H142ZM154 94V93H153ZM162 94H163V92H162ZM169 94V93H168ZM184 94V93H183ZM191 94V93H190ZM190 94H189V96H190ZM196 94V93H195ZM209 94V93H208ZM210 94H211V92H210ZM221 94H224V92L223 93H221ZM231 94V96H233ZM241 94V93H240ZM67 95H68V93H67ZM94 95H96V94H94ZM102 95V94H101ZM146 95V94H145ZM144 95V96H145ZM164 95V94H163ZM170 95H172V94H170ZM170 95H168L167 96V98L170 96ZM179 95H181V94H179ZM193 95H194V93H192L191 94V98H193ZM198 98L200 97V95H199V91H198ZM196 95V96H197ZM217 95V94H216ZM220 95V94H219ZM227 95V94H226ZM239 95V94H238ZM31 96V95H30ZM70 96V95H69ZM97 97H98V95H96ZM128 96H129V94H128ZM158 96V95H157ZM165 96V95H164ZM172 96H176V95H172ZM189 96H187V102H188V100L190 99V101L192 100L193 101V99L195 98L196 99V96H194V98L193 99H191V98H189ZM100 97V96H99ZM134 97V96H133ZM138 97H139V94H138V96H137V98L136 99H138ZM140 97H142L141 96V93H140ZM203 97L205 98L206 97V95L204 96L203 95ZM208 97H210L209 95H208ZM151 98H152V96H151ZM211 98H213V97H211ZM210 98V99H211ZM216 98V97H215ZM229 98V97H228ZM88 99V98H87ZM96 99V100H95ZM132 99V98H131ZM136 99H134V100H136ZM140 99V98H139ZM144 99H146V98H144L143 97V102H144ZM147 99H148V97H147ZM154 99V98H153ZM163 99V98H162ZM175 99V98H174ZM173 99V100H174ZM186 99V98H185ZM203 99V98H202ZM210 99H208V100H210ZM234 98H232V100H233ZM236 99V98H235ZM258 99V98H257ZM95 100V101H94ZM104 100H106V98L104 97ZM155 100H157L156 98H155ZM166 99H164V101H165ZM176 100V99H175ZM199 100V99H198ZM197 100V101H198ZM204 100V99H203ZM227 100V99H226ZM229 100V102H233V101H231V98H229L228 99ZM99 101V100H98ZM97 101V102H98ZM146 101V100H145ZM200 101V100H199ZM222 101H223V99H222ZM225 101V100H224ZM224 101H223V103H224ZM234 101H236V100H234ZM263 101H264V96H263ZM176 102H177V100H176ZM184 102V104L186 105V101H183ZM206 102H207V100H206ZM211 102V101H210ZM33 103H37L40 107L42 106L43 107V104H42V102L37 98V97H35V96H31V99H30V102H29V104H33ZM127 103H129L128 102V100H127ZM131 104H132V102H130ZM137 103V102H136ZM150 103V102H149ZM181 102L179 101V104H180ZM197 103V102H196ZM201 103V102H200ZM204 103H205V101H204ZM208 103V102H207ZM236 103H238V102H236ZM67 103H64V100L63 99H61L60 100V103H59V108L62 106V109H63V106H65ZM151 104V103H150ZM153 104V103H152ZM151 104V105H152ZM175 104V103H174ZM173 104V105H174ZM189 104V103H188ZM187 104V105H188ZM190 104H191V102H190ZM189 104V105H190ZM192 104H194V103H192ZM209 104V103H208ZM208 104H205V105H208ZM212 104V103H211ZM214 104V103H213ZM232 104H234V102L232 103ZM239 104V103H238ZM134 105V103L132 104V106ZM138 105H140V101H139V103H138ZM147 105V104H146ZM164 105V104H163ZM172 105V106H173ZM180 105H182V103L180 104ZM189 105H188V108H189ZM200 105V104H199ZM201 105H203V104H201ZM216 105V104H215ZM215 105H213V106H215ZM218 105V104H217ZM216 105V106H217ZM236 105V104H235ZM126 106V105H125ZM132 106H131V108H132ZM144 106V105H143ZM171 105H170V107H172ZM184 106V105H183ZM182 106V107H183ZM216 106H215V108H216ZM238 106V105H237ZM3 107V100L0 98V110H1V108ZM135 107H137V106H135ZM147 107H148V105H147ZM152 107V106H151ZM150 107V108H151ZM170 107H166V108H168V110L167 111H169V109L171 110V108ZM174 107H175V105H174ZM173 107V108H174ZM179 107H181V106H179ZM191 107V106H190ZM203 107V106H202ZM209 107V106H208ZM90 108V107H89ZM186 108V107H185ZM219 108V107H218ZM61 109V110H62ZM138 109H141L140 108V106H138ZM137 109V110H138ZM260 109V108H259ZM95 110L97 111V112H95ZM125 110H126V108H125ZM129 110H131V109H129L128 108V110H126V111H129ZM142 110V109H141ZM151 110H152V108H151ZM189 110V109H188ZM187 110V111H188ZM207 110V109H206ZM210 110H211V108H210ZM219 110V109H218ZM233 110V109H232ZM59 111V114H61L60 113V109L58 110ZM83 111H85V113H86V110L84 109ZM120 111H122V112H120ZM132 111V110H131ZM135 111H136V108H135ZM156 111V110H155ZM166 111V110H165ZM166 111V112H167ZM175 111V110H174ZM173 111V112H174ZM177 111H178V109H177ZM190 111L192 112L193 110H191L190 109ZM230 111V110H229ZM3 112V111H2ZM73 112V111H72ZM72 112H70L71 114H69L68 116H67V119H68V121H70V122H73L74 121V119H75V115L72 113ZM81 112H82V110H81ZM120 112V113H119ZM133 113H134V111H132ZM152 112V111H151ZM179 112V111H178ZM194 112V111H193ZM234 112V111H233ZM239 112H240V109H239ZM241 117H243L241 120L243 121V119H244V123L243 124H245V126H246V130H247V128H250V129H252V128H257L260 124H261V126H262V123H264V102H263V105L261 106V109L260 110H258V111H254V110H252V111H250V114L249 113H246L245 111H243L242 110V108H241ZM5 113V112H4ZM4 113H3V115H4ZM119 113V114H118ZM128 113V112H127ZM126 113V115H128V114H130V113H128L127 114ZM136 113V112H135ZM156 113H158V112H156ZM160 113H162V110H161V112ZM176 113V112H175ZM188 113H190L189 111H188ZM230 113H232V111L230 112ZM54 114V113H53ZM62 114H63V112H62ZM123 114H125V113H123ZM137 114V113H136ZM142 114V113H141ZM148 114V113H147ZM180 114H182V113H180ZM239 114V113H238ZM139 115V114H138ZM149 115H150V112H149ZM165 115V114H164ZM171 115V114H170ZM190 115H192V114H190ZM209 115V114H208ZM5 116V115H4ZM52 116H54V118H55V115H52ZM129 116H131V115H129ZM132 116L134 117V116H136V115H133L132 114ZM131 116V118H133ZM147 116V115H146ZM152 115H150V117H151ZM156 116V115H155ZM158 116L159 115H157V119H158ZM166 116V115H165ZM173 117H174V115H172ZM176 116V115H175ZM194 116V115H193ZM192 116V117H193ZM168 117H169V115H168ZM186 119H188L189 117H188V115H186ZM217 117V116H216ZM239 117V116H238ZM5 118V117H4ZM80 118V117H79ZM126 118H127V116H126ZM130 118V117H129ZM134 118H136V117H134ZM134 118L132 119V120H130L131 122L134 120ZM195 118V117H194ZM193 118V119H194ZM204 119H205V117H203ZM6 119H8V118H6ZM119 119V121H117ZM138 119V118H137ZM143 120L144 119H146V118H142ZM147 119H149L148 117H147ZM156 119V118H155ZM157 119H156V121H157ZM172 119V118H171ZM184 119V118H183ZM192 119V118H191ZM190 119V120H191ZM200 119V118H199ZM203 119V120H204ZM113 120L114 121H116V122H113ZM136 120V119H135ZM176 120V119H175ZM196 120V119H195ZM195 120H193V122H195ZM197 120H198V118H197ZM196 120V121H197ZM205 120H207V119H205ZM5 121V120H4ZM126 121H128V120H126ZM176 121H178V119L176 120ZM175 121V122H176ZM187 121H189V120H187ZM216 121H218V120H216ZM138 122V121H137ZM145 122V121H144ZM151 122H152V120H151ZM165 122L166 121H164V124H165ZM181 122V121H180ZM205 122V121H204ZM221 122H223V121H221ZM234 122V121H233ZM238 122V121H237ZM240 122V121H239ZM238 122V123H239ZM37 123H39V120H38V122ZM133 123V122H132ZM138 123H140V122H138ZM167 123V122H166ZM172 124L174 123V121H172L171 122ZM183 123V122H182ZM185 123H188V122H185ZM207 123V122H206ZM220 123V122H219ZM226 123V122H225ZM129 124V123H128ZM143 124V127L146 125L145 123H142ZM169 124V123H168ZM177 123H175V125H176ZM184 124V123H183ZM191 124H192V122H191ZM199 124V123H198ZM235 124H236V122H235ZM241 124H242V122H241ZM149 125V124H148ZM148 125H147V127H148ZM159 125V124H158ZM158 125H155V127L156 126H158ZM201 125H203V124H201ZM207 125V124H206ZM164 126V125H163ZM167 126V125H166ZM176 126H179V125H176ZM199 126V125H198ZM231 126V125H230ZM242 126V125H241ZM260 126V127H261ZM137 127H139V126H137ZM151 127V126H150ZM170 127V126H169ZM197 127V126H196ZM216 127V126H215ZM234 127V126H233ZM236 127V126H235ZM239 127V126H238ZM263 127V126H262ZM261 127V128H262ZM142 128V127H141ZM160 128V127H159ZM167 128V127H166ZM171 128H173V127H171ZM177 128V127H176ZM175 128V129H176ZM198 128V127H197ZM202 128V127H201ZM213 128V127H212ZM225 128V127H224ZM227 128V127H226ZM264 128V127H263ZM66 129V128H65ZM139 129V128H138ZM144 129H146V128H144ZM148 129H150L149 127H148ZM157 129H158V127H157ZM162 129V128H161ZM163 129H165V128H163ZM168 129V128H167ZM166 129V130H167ZM174 129V128H173ZM178 129V128H177ZM194 129V128H193ZM192 129V130H193ZM200 129V128H199ZM203 129V131L205 130L204 129V127L202 128ZM202 129H201V132L199 133V131L198 132H196V131H194L193 133H194V135H193V133H192V135L193 136H195V134L197 135H199V134H201L203 131H202ZM207 129V128H206ZM237 129V128H236ZM241 129H243V128H241ZM260 129V128H259ZM152 130V129H151ZM154 130H155V128H154ZM184 130V129H183ZM261 130H263V129H261ZM261 130H259V133L257 132V136L255 137V138H253V140H252V145L251 146H246V148H249L250 150H252V151H254V149L256 148V146H260V147H263V149H264V132L263 131H261ZM136 131H137V129H136ZM150 131V130H149ZM163 131V130H162ZM165 131V130H164ZM169 131H171V130H169ZM208 131H209V129H208ZM240 131V130H239ZM242 131V130H241ZM245 131V130H244ZM151 132V131H150ZM152 132H153V130H152ZM151 132V133H152ZM172 132V131H171ZM188 132H190V131H188ZM230 132H232V131H229L228 133H230ZM184 133H186V131L184 132ZM183 132H182V134H184ZM212 133V132H211ZM238 133H240V132H238L237 131V134ZM246 133V132H245ZM140 134V133H139ZM160 134V133H159ZM166 134V133H165ZM181 133H180V135H182ZM186 134H190V133H186ZM186 134H184V136L186 135ZM207 134H209V132L207 133ZM206 134V135H207ZM232 133H230V135H231ZM236 133H235V135H237ZM250 134V132L249 133H247V135H249ZM146 135L147 134H143L142 136H145L146 137ZM153 135V134H152ZM168 135H170V134H167V136ZM202 135V134H201ZM204 133H203V137H204ZM205 135V136H206ZM211 135H213V134H211ZM234 135V136H235ZM241 135V134H240ZM239 135V136H240ZM244 135V134H243ZM254 135V134H253ZM174 136V135H173ZM176 136V135H175ZM200 136V135H199ZM217 136H218V133H217ZM216 136V137H217ZM238 136V135H237ZM236 136V137H237ZM255 136V135H254ZM144 137V138H145ZM150 137H151V135H150ZM195 137H197V136H195ZM201 137V136H200ZM209 137H210V135H209ZM219 137V136H218ZM232 137V136H231ZM244 137H247V136H245L244 135ZM64 138H70V140H64ZM141 138V137H140ZM149 137H147L146 139H148ZM160 138V137H159ZM159 138H157V139H159ZM179 138H181L182 139V136L180 137L179 136ZM178 138V139H179ZM198 139H199V137H197ZM211 138H212V136H211ZM235 138V137H234ZM137 139H138V141H137ZM154 139H156V136L154 137ZM161 139V138H160ZM201 139V138H200ZM238 139H239V137H238ZM245 139V138H244ZM248 139L250 140V137H248ZM141 140V139H140ZM150 140V142H151V139H149ZM167 140V139H166ZM208 140V139H207ZM242 140V139H241ZM142 141V140H141ZM140 141V142H141ZM144 141H146L145 139H144ZM188 141H190V140H188ZM187 141V142H188ZM212 141H214V139L212 138L211 139V143L213 144V142ZM235 141V140H234ZM247 141V140H246ZM168 142V141H167ZM177 142H179V141H177ZM176 142V143H177ZM191 142V141H190ZM197 142V144H200V143H198L199 142V140L198 141H196ZM215 142H216V140H215ZM225 142V141H224ZM232 142V141H231ZM237 142H239V141H237ZM24 143H25V145L28 147V152H29V154L30 155H33V162L34 163H37V164H41V162H40V160H39V154H38V152L33 148V146L28 142V140H26V139H24ZM142 143V142H141ZM164 140H163V145H164ZM171 144H172V142H170ZM184 143V142H183ZM210 143V144H211ZM229 143V142H228ZM233 143V142H232ZM241 143H242V141H241ZM245 143V142H244ZM154 144V143H153ZM159 144H160V142H159ZM166 144V143H165ZM190 144V143H189ZM211 144V145H212ZM238 144V143H237ZM146 145V143L144 144V145H139V150H140V146L142 147V146H145ZM173 145V144H172ZM172 145H170L171 147H172ZM206 145V144H205ZM218 145V144H217ZM229 145V144H228ZM235 145V144H234ZM242 145V144H241ZM153 147H154V145H152ZM159 146V145H158ZM214 146H215V144H214ZM214 146H212L213 147V149H214ZM220 146V145H219ZM224 146V145H223ZM231 146H233V144H231ZM230 146V147H231ZM245 146V145H244ZM149 147V146H148ZM147 147V148H148ZM160 148H158V149H161V147H162V145H160L159 146ZM166 147H167V145H166ZM169 147V146H168ZM188 147H190L189 145H188ZM187 147V148H188ZM221 147V146H220ZM238 147V146H237ZM143 148H145V147H143ZM146 148V149H147ZM186 148V149H187ZM198 148H200V145H199V147ZM203 148V147H202ZM227 148V147H226ZM228 148H229V146H228ZM244 148V147H243ZM145 149V150H146ZM149 149V148H148ZM153 149V148H152ZM156 149V148H155ZM155 149H153V150H155ZM204 149V148H203ZM211 149V148H210ZM216 149V148H215ZM231 149V148H230ZM229 149V150H230ZM248 149V150H249ZM144 150V151H145ZM176 150V149H175ZM178 150V149H177ZM176 150V151H177ZM189 150H191V147L189 148ZM199 150V149H198ZM197 150V151H198ZM218 150V149H217ZM223 150V149H222ZM227 150V149H226ZM229 150H227V151H229ZM234 150V149H233ZM236 150V149H235ZM238 150V149H237ZM141 151V150H140ZM156 151V150H155ZM208 151V150H207ZM143 152V151H142ZM148 152V151H147ZM154 152V151H153ZM152 152V153H153ZM157 152V151H156ZM169 152H171V151H169ZM173 152V151H172ZM171 152V153H172ZM179 152V151H178ZM190 152V151H189ZM199 152V151H198ZM210 152H211V150L209 151V154H210ZM214 152V151H213ZM216 152V151H215ZM233 152V151H232ZM261 152V151H260ZM151 153V152H150ZM151 153V154H152ZM163 153V152H162ZM196 153V152H195ZM142 153H140V155H141ZM166 154V153H165ZM164 154V155H165ZM232 154V153H231ZM231 154H229V155H231ZM150 155V154H149ZM153 155V154H152ZM151 155V156H152ZM156 155V154H155ZM180 155H181V153H180ZM190 156L192 155V154H189ZM142 156V155H141ZM145 156H147V155H145ZM154 156V155H153ZM167 156V155H166ZM169 156V155H168ZM171 156H172V154H171ZM171 156H169V157H171ZM176 156V155H175ZM207 156V155H206ZM226 156V155H225ZM181 157H182V155H181ZM180 157V158H181ZM192 157V156H191ZM191 157H190V159H191ZM204 158V157H203ZM208 158H209V156H208ZM215 158V157H214ZM218 158H219V156H218ZM222 158H224V157H222ZM141 159H143V158H141ZM147 159V158H146ZM151 159H152V157H151ZM151 159H150V162H149V164H151ZM160 159V158H159ZM163 159V158H162ZM165 159V158H164ZM168 159V158H167ZM166 159V160H167ZM210 159V158H209ZM228 159V158H227ZM148 160L149 159H147V160H145L144 159V162L145 161H147L146 163H147V165H149L148 164ZM179 160V159H178ZM192 160H193V158H192ZM195 160H197L196 158H195ZM195 160H193L194 161V163H195ZM211 160H212V157H211ZM244 160H247L248 161V165H246V166H249L248 167V170H250L251 172L253 171V175H254V177H255V179H253V186H254V188L252 189V191L254 192V193H258V195H259V197L260 198H257V202H259L260 204H261V208H259V209H256L255 211H253L254 213V215H256L257 213H259L260 211H263V213H264V167H262L261 169L260 168H258V165L255 163V161L254 160H252V158L248 155V156H245L244 157ZM142 161V160H141ZM168 162H169V160H167ZM181 161H183L182 159H181ZM184 161H185V159H184ZM157 162H158V160H157ZM189 162V161H188ZM202 162V161H201ZM208 162V161H207ZM145 163V164H146ZM153 163V162H152ZM177 163L178 162H176V165H177ZM205 163V162H204ZM204 163H203V165H204ZM179 164H182V163H180L179 162ZM187 164V163H186ZM188 164H190L191 165V163H188ZM196 164H198V163H196ZM208 164V163H207ZM221 164V163H220ZM224 164V163H223ZM175 165V166H176ZM184 165H185V163H184ZM192 165H194L195 166V164H193L192 163ZM236 165V164H235ZM172 166V165H171ZM175 166H174V168H175ZM180 165H177V167H179ZM186 167L188 166V165H185ZM185 166H183L184 168H185ZM193 166V167H194ZM198 167H199V165H197ZM208 166V165H207ZM206 166V167H207ZM229 166V165H228ZM148 167V166H147ZM157 167V166H156ZM155 167V168H156ZM166 167V166H165ZM192 167V168H193ZM211 167V166H210ZM224 167V166H223ZM154 168V167H153ZM154 168V169H155ZM162 168V167H161ZM187 168H189V167H187ZM187 168H185V171H186V169ZM221 168V167H220ZM243 168V167H242ZM156 169H159V168H156ZM194 169H196L195 167H194ZM167 170V169H166ZM169 170V169H168ZM182 170V169H181ZM197 170V169H196ZM205 170V169H204ZM214 170H216V169H214ZM214 170H210V171H214ZM156 171V170H155ZM184 171V172H185ZM189 171H190V169H189ZM206 171V170H205ZM217 171V170H216ZM216 171H214V172H216ZM223 172H224V170H222ZM242 171V170H241ZM157 172V171H156ZM169 172V171H168ZM207 172V171H206ZM238 172V171H237ZM191 173V172H190ZM200 173H202V172H200ZM218 173V172H217ZM150 174L151 175H153V177H152V179H148L147 177H148V175H149V178L151 177L150 176ZM175 174V173H174ZM195 174V173H194ZM204 174V173H203ZM206 174H208V172L206 173ZM222 174V173H221ZM247 174H248V172H247ZM177 175H178V173H177ZM180 175V174H179ZM193 175V174H192ZM191 175V176H192ZM205 175V174H204ZM240 175H242V173H240ZM244 175V174H243ZM243 175H242V177H243ZM207 176V175H206ZM212 176V175H211ZM214 176H216V174L214 175ZM234 176H235V174H234ZM239 176V175H238ZM249 176H251L250 174H249ZM190 177V176H189ZM204 177V176H203ZM202 177V178H203ZM245 177V176H244ZM178 178H180V176L178 177ZM236 178V177H235ZM183 179V178H182ZM190 178H188V180H189ZM200 179H201V177H200ZM204 179V178H203ZM207 179H208V177H207ZM223 179V178H222ZM184 180V179H183ZM191 180V179H190ZM199 180V179H198ZM198 180H197V182H198ZM218 180V179H217ZM238 180V182L240 181L241 182V180H239V179H237ZM185 181V180H184ZM202 181V180H201ZM216 181V180H215ZM182 182V181H181ZM195 182V181H194ZM196 182V183H197ZM203 182V181H202ZM204 182H207V180L206 181H204ZM245 182V181H244ZM243 182V183H244ZM56 183H58V182H56ZM180 183V182H179ZM192 183H193V181H192ZM199 183V182H198ZM218 183V182H217ZM200 184V183H199ZM202 184V183H201ZM200 184V185H201ZM205 184V183H204ZM203 184V185H204ZM236 184H238V183H236ZM179 186H180V184H178ZM191 185H195V183L194 184H191ZM239 185V184H238ZM252 185V184H251ZM59 186H61L60 184H59ZM176 186V185H175ZM179 186H178V189H179ZM183 186H184V184H183ZM185 186H186V184H185ZM184 186V187H185ZM236 187H237V185H235ZM188 185L185 187L186 189H188ZM245 187V186H244ZM60 188V187H59ZM200 188H201V186H200ZM231 188V187H230ZM107 189V190H108ZM178 189H177V191H178ZM244 189L245 188H241V190H243L244 191ZM247 189V188H246ZM60 190V189H59ZM64 190L65 189H61V191L60 192H62L63 191V193L62 194H65V192H64ZM203 190V189H202ZM201 190V191H202ZM234 190V189H233ZM247 190H249V189H247ZM176 191V192H177ZM197 191V190H196ZM200 191V192H201ZM209 191V190H208ZM205 192H207V190L205 191ZM205 192H204V190L201 192V194L203 193V195H205V197L204 198H206V196H208L209 194L208 193H206L205 194ZM214 192V191H213ZM240 192H242V191H240ZM246 191H244V193H245ZM67 193V192H66ZM118 193H121L123 196H124V198H125V200L127 201V203H128V205L127 206H125V207H123V208H121V211H118L119 209H117L116 208V206H115V196L118 194ZM179 193H180V191H179ZM188 193H189V189H188ZM191 193H192V191H191ZM198 193V192H197ZM236 193V192H235ZM61 194V193H60ZM182 194V193H181ZM184 194V193H183ZM200 194V193H199ZM208 194V195H207ZM67 195V194H66ZM69 195V194H68ZM185 195V194H184ZM203 195H201V196H203ZM212 195V194H211ZM210 195V196H211ZM250 195H252V194H250ZM249 195V196H250ZM63 196V195H62ZM178 196V195H177ZM187 196V195H186ZM197 196V195H196ZM209 196V197H210ZM213 197H214V195H212ZM211 196V197H212ZM215 196H216V194H215ZM243 196V195H242ZM67 197V196H66ZM66 197L63 199V201L66 199ZM192 197V196H191ZM190 197V198H191ZM198 197V196H197ZM240 199L239 200H241V196H238ZM244 197V196H243ZM242 197V198H243ZM68 198H69V196H68ZM110 198H112L111 196H110ZM237 198V197H236ZM246 198V197H245ZM174 199V198H173ZM188 199V198H187ZM200 199V198H199ZM207 199H208V197H207ZM201 200V199H200ZM209 200H212V199H210L209 198ZM243 200V199H242ZM241 200V201H242ZM254 200V199H253ZM69 201V200H68ZM71 201V200H70ZM69 201V202H70ZM208 201V200H207ZM216 201L217 200H215V204H216ZM240 201V202H241ZM248 201V200H247ZM247 201H246V203H247ZM65 202V201H64ZM205 202V201H204ZM209 202V201H208ZM207 202V203H208ZM211 202V201H210ZM210 202L208 203V205L210 204ZM218 202V201H217ZM234 202H235V199H234ZM240 202H238V203H240ZM72 201H71V205H72ZM242 203H245V202H243L242 201ZM168 205V206H169ZM200 205V204H199ZM214 205V204H213ZM217 205V204H216ZM228 205V204H227ZM73 207H74V205H72ZM168 206H167V208H168ZM206 206V205H205ZM229 206V205H228ZM236 206H237V202H236ZM199 207V206H198ZM214 207H215V205H214ZM217 208H218V206H216ZM241 207V206H240ZM169 208H170V206H169ZM203 208V207H202ZM205 208V207H204ZM207 208V207H206ZM205 208V209H206ZM216 208V209H217ZM238 208V207H237ZM237 208L236 209H234L235 211L237 210ZM74 209V208H73ZM223 209V208H222ZM225 209V208H224ZM179 210H181V209H179ZM199 210V209H198ZM203 210V209H202ZM212 210H214V208H213V206H212ZM220 210V209H219ZM199 211H201V209L199 210ZM205 211H207V210H205ZM217 211H218V209H217ZM202 212V211H201ZM208 212H209V210H208ZM210 212H211V207H210ZM215 212H216V210H215ZM226 212V211H225ZM186 213H188L187 211H186ZM198 213V212H197ZM228 213V212H227ZM236 213V212H235ZM250 213H252V212H250ZM249 213V214H250ZM80 214V213H79ZM172 214V213H171ZM175 213H173V215H174ZM189 214V213H188ZM208 214V213H207ZM211 214H213V213H210V215L209 216H207L208 217V219H210V216L212 217V215ZM260 214H262V212L260 213ZM172 215V216H173ZM182 215H183V213H182ZM218 215V216H217ZM230 215L231 216H233L231 213H230ZM244 215V214H243ZM254 215H252L251 217H253V219H254V217H256V216H254ZM187 216V215H186ZM185 216V217H186ZM189 216V215H188ZM200 216V215H199ZM215 216H217V217H220L219 216V214L217 213V214H215ZM230 216V217H231ZM235 216V215H234ZM249 215H247V217H248ZM177 217V216H176ZM179 217V216H178ZM206 217V216H205ZM204 217V218H205ZM229 217V216H228ZM230 217H229V219H230ZM238 217V216H237ZM236 217V218H237ZM250 217V218H251ZM199 218V217H198ZM197 218V219H198ZM232 218V217H231ZM185 219V218H184ZM190 219H193V218H189V220ZM196 219V217L192 220V221H194ZM202 219V218H201ZM207 219V218H206ZM216 220H217V218H215ZM220 219V218H219ZM218 219V220H219ZM224 219V218H223ZM227 219V218H226ZM232 219H235V218H232ZM238 219V218H237ZM188 220V219H187ZM199 220V219H198ZM198 220H197V222H198ZM213 220V219H212ZM217 220V221H218ZM204 221V220H203ZM202 221V222H203ZM208 221V220H207ZM206 221V222H207ZM224 222H223V226H224V223H226L225 222V219L223 220ZM244 221V220H243ZM251 221V220H250ZM249 221V222H250ZM253 221V220H252ZM197 222H196V224H197ZM200 222V221H199ZM220 222H222V218H221V221ZM234 222V221H233ZM257 222V221H256ZM261 222V221H260ZM259 222V223H260ZM173 223V222H172ZM190 223H191V221H190ZM201 223V222H200ZM204 223V222H203ZM201 224V226L200 227H202V225H204V224ZM218 224H219V221L217 222ZM217 223H214V224H216V225H218ZM235 223V222H234ZM239 223H241V222H239ZM251 223V222H250ZM253 223V222H252ZM258 223V224H259ZM193 224L194 225H196L195 224V221L193 222ZM186 225V224H185ZM198 225V224H197ZM206 225V224H205ZM240 225V224H239ZM211 226H213L212 224L210 225V227ZM221 226H222V223H221ZM226 226V225H225ZM228 226V225H227ZM237 226H238V224H237ZM217 227V226H216ZM247 227V226H246ZM249 227V226H248ZM207 228H208V226H207ZM212 228V227H211ZM238 228V227H237ZM219 229V227L217 228V230ZM236 229V228H235ZM240 229V228H239ZM239 229H238V231H239ZM225 230V229H224ZM231 230H232V228H231ZM230 230V231H231ZM219 231L220 230H218V233H219ZM238 231H236V232H238ZM190 232V231H189ZM199 232V230L197 231V233ZM221 232H223V229L221 230ZM220 232V233H221ZM245 232V231H244ZM204 233V232H203ZM215 233H217V232H215ZM224 233H226V230L224 231ZM228 233H230V232H227L225 235H227ZM235 233V232H234ZM239 233H241V231H239ZM253 233V232H252ZM231 234V233H230ZM243 234V233H242ZM215 235V234H214ZM213 235V236H214ZM225 235H223L222 234V236H225ZM239 235V234H238ZM248 235H250L251 236V234H248ZM253 235V234H252ZM195 236V235H194ZM216 236V235H215ZM217 236H219V234L217 235ZM221 236V235H220ZM222 236H221V238H222ZM227 236H229L230 238H228L229 240L231 239H233L234 237H232L231 238V235H227ZM227 236H225V238L227 237ZM232 236H233V234H232ZM249 237V236H248ZM211 238H212V236H211ZM242 238V237H241ZM246 238V237H245ZM213 239V238H212ZM217 239H219V238H217ZM252 239H253V237H252ZM222 240V239H221ZM223 240H224V238H223ZM235 240L236 239H234V240H232V241H234L235 242ZM238 240V239H237ZM236 240V241H237ZM241 240V239H240ZM242 240H243V238H242ZM245 240H248V239H245ZM212 241V240H211ZM214 241V245H215V239L213 240ZM217 241V240H216ZM223 242V241H222ZM221 242V243H222ZM240 242V241H239ZM247 242H250L249 240L247 241ZM217 243H218V241H217ZM220 243V244H221ZM224 243V242H223ZM236 243V242H235ZM211 244V243H210ZM213 244V243H212ZM236 244H240L241 245V243H236ZM249 244V243H248ZM260 244H261V242H260ZM263 245V244H262ZM131 246V247H132ZM209 246V245H208ZM211 246V245H210ZM224 246H226V244L224 243ZM131 247H130V249H131ZM212 247H214V246H212ZM218 247V246H217ZM237 247V246H236ZM241 247H242V245H241ZM251 249H252V247L251 246H249ZM263 247V246H262ZM226 248L227 249H229L227 246H226ZM133 249V248H132ZM131 249V250H132ZM217 248H215V250H216ZM221 249V248H220ZM219 249V250H220ZM105 250H106V254L108 255L109 254V251L105 248ZM222 250V249H221ZM248 250H250V249H248ZM247 250V251H248ZM212 251V250H211ZM242 251L243 252H245V250H243L242 249ZM253 251H254V249H253ZM135 251H133V253H134ZM204 252V251H203ZM225 252V251H224ZM229 252H231V251H229ZM240 252V255H241V250H239L238 251V253ZM251 252H252V250H251ZM258 252V251H257ZM263 252H264V249H263ZM210 253V252H209ZM213 253H214V251H213ZM213 253H210V255H212ZM246 253V252H245ZM250 254V253H249ZM261 254H264V253H261ZM207 255L209 256V254L207 253ZM228 253H227V257H228ZM232 255V254H231ZM238 257H239V254L237 255ZM251 256V255H250ZM138 257V256H137ZM203 257V258H202ZM235 257H236V255H235ZM207 258V257H206ZM206 258H204V259H206ZM210 257H208V259H209ZM241 258V257H240ZM259 258H260V256H259ZM207 259V260H208ZM211 259V258H210ZM225 259V258H224ZM227 259V258H226ZM214 260H215V258H214ZM221 260H222V258H221ZM237 260H238V258H237ZM206 261V260H205ZM209 261V260H208ZM211 261V260H210ZM213 261V260H212ZM225 261V260H224ZM227 261V260H226ZM241 261V260H240ZM255 261V260H254ZM223 262V261H222ZM233 263H234V261H232ZM235 262H236V260H235ZM256 262V261H255ZM212 263V262H211ZM233 263H231V264H233ZM240 263V262H239ZM239 263H237L236 262V264H239ZM241 263H243V262H241ZM240 263V264H241ZM245 263V262H244ZM204 264H207V263H204ZM214 264V263H213ZM218 264V263H217ZM225 264H230V262H228V263H225ZM235 264V263H234ZM255 264V263H254ZM259 264V263H258Z\"/></svg>",
  "mask_w": 264,
  "mask_h": 264
},
{
  "label": "crops",
  "instance_id": "crops-1",
  "mask_svg": "<svg viewBox=\"0 0 264 264\" xmlns=\"http://www.w3.org/2000/svg\"><path fill=\"white\" fill-rule=\"evenodd\" d=\"M21 43V40L15 38H5L0 40V53L7 52L15 48ZM13 205V204H12ZM14 206V205H13ZM6 208V207H5ZM8 211L14 210V207L7 208ZM11 219L10 222L17 224L19 217H16V212L11 211L9 214ZM35 229V228H34ZM32 236L35 238L38 236L37 231H33ZM33 237V238H34ZM17 235L11 232H6L4 235L0 236V264H30L25 262L22 251L18 250L17 246Z\"/></svg>",
  "mask_w": 264,
  "mask_h": 264
}]
</instances>
